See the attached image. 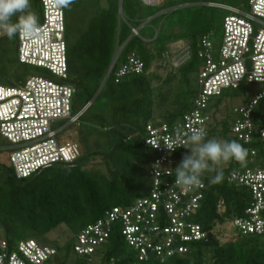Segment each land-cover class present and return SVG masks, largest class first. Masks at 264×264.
I'll return each mask as SVG.
<instances>
[{
  "label": "trees",
  "instance_id": "1",
  "mask_svg": "<svg viewBox=\"0 0 264 264\" xmlns=\"http://www.w3.org/2000/svg\"><path fill=\"white\" fill-rule=\"evenodd\" d=\"M73 1L81 3L83 0ZM120 1L86 0L83 12L89 22L84 29L82 20H86L81 17V26L76 29L78 37L72 44L67 42L72 24L65 16L68 81L76 90L73 113L90 104L81 122L84 125L96 122L99 130L89 127L90 134L98 133L105 145L95 143L74 164H56L24 180L16 178L10 165L0 164V240L8 242L9 251L16 250L21 241L28 239L54 247L57 254L46 264H90L95 259L98 264H203L204 261L207 264H264V237L243 236L234 227L235 220L244 216L251 206L252 194L248 188L227 181L231 172L252 166L248 162L251 149L257 151V162L264 158V142L254 140L246 145L231 135L234 106L227 108L221 119L217 118L226 100L250 99L252 91L247 88L214 100L210 109L212 120L205 140H235L248 149L245 165L232 160L224 168L216 169L223 171L220 183H209L216 171H206L201 176L206 188L194 221L208 235H213L212 242L192 243L188 254L164 262L154 257L139 262L138 254L115 228L107 243L92 258L81 259L73 253L75 237L82 229L101 219L105 212L115 207L127 208L148 195L147 169L153 155L144 145L145 127L158 120L173 125L193 110L201 70L199 41L207 32L221 33L227 15L221 9L203 4L235 7L216 0H178L168 5L172 10L164 7L160 11L140 0H122L120 16ZM227 1L244 6L249 2ZM32 6L39 21L42 13L39 0H34ZM163 11L166 12L161 13ZM175 13L179 15L173 21L171 17ZM163 16L168 21L167 27L163 28V22L159 28L154 27L153 33H141L144 27ZM133 30L138 31L139 36L136 37ZM16 39L17 36L12 43L17 46ZM144 41L151 42L145 44ZM179 41L189 44L187 61L164 80L150 74L153 62L164 56L170 44ZM150 46L152 51L148 49ZM121 48L120 58L108 76L114 56ZM131 54L144 62V74L129 75L116 82L115 73ZM10 73L9 77L0 73V85L20 86L24 79L36 74L19 61ZM155 80L160 82L158 86L154 85ZM100 100L104 101L103 109L96 106ZM189 152L184 148L174 158L180 163L182 156ZM92 162L101 167H93ZM60 226L66 227L72 237L63 244H49L46 236Z\"/></svg>",
  "mask_w": 264,
  "mask_h": 264
},
{
  "label": "built area",
  "instance_id": "2",
  "mask_svg": "<svg viewBox=\"0 0 264 264\" xmlns=\"http://www.w3.org/2000/svg\"><path fill=\"white\" fill-rule=\"evenodd\" d=\"M140 1L149 7L164 6V0ZM39 2L42 13L37 32L30 36L17 34L16 39L19 63L36 74L28 76L20 86L0 85V136L11 145L7 165L18 180L56 164L72 165L79 160L78 142L65 139L62 132L69 125L80 124L90 106L73 113L76 90L68 81L64 7L57 0ZM247 5V11L223 4L206 5L224 10L227 15L219 37L210 31L199 41L201 70L193 110L173 125L160 120L147 124L144 145L153 155L147 169L148 195L127 208L105 212L101 219L82 229L73 247L77 257L92 258L115 228L138 254L139 262L153 257L164 262L183 256L190 252V244L208 239L194 221L204 199L205 184L202 181L201 186L190 191L176 186L179 161L174 157L184 147L169 151L166 146L187 140L193 128L203 127L206 139L213 101L240 88L250 89L252 97L232 108L231 135L246 145L254 140L264 142V0H249ZM133 34L139 36L136 30ZM2 36L0 29V39ZM122 50L115 54L108 76ZM144 67L136 54L129 55L115 73L116 82L129 75L144 74ZM154 141L159 147H153ZM256 155L257 151L251 149L248 162L252 166L231 172L227 181L248 188L253 198L245 215L235 220L236 231L243 236L264 237V158L257 162ZM55 250L28 239L9 251L8 242L0 240V264H46L57 254Z\"/></svg>",
  "mask_w": 264,
  "mask_h": 264
},
{
  "label": "rangeland",
  "instance_id": "3",
  "mask_svg": "<svg viewBox=\"0 0 264 264\" xmlns=\"http://www.w3.org/2000/svg\"><path fill=\"white\" fill-rule=\"evenodd\" d=\"M216 1L218 2L224 1L226 2V4L235 6L237 9L242 10V11H247L249 9V6L247 5L248 3H246L244 6V5H241L240 3H237V2L232 3L231 1H227V0H216ZM85 2L86 0H83L81 3H76L73 1L69 6L67 7L63 6L66 19L69 24H72V28H71V25H69V27L71 28V34L67 41L69 44H72L78 37L76 29L81 26L79 25L81 17H84V19L86 17L85 12H83L85 11L84 10ZM171 2H178V0H164V6L162 8H155V9H159L161 11V10H164L163 8L165 7V9H167L168 11L169 9H171L168 6L171 4ZM33 3H34V0H31V8L33 7L32 6ZM197 5H200V4H197ZM203 5L206 6L207 4H203ZM178 15H179L178 13L172 14L171 19L175 21ZM165 19L166 18L164 16L156 18L154 21L150 23L149 26L144 27L141 33L151 34L153 33L154 27L159 28L160 26L163 25L162 24L163 22H165V24L163 25V28L167 27L168 21ZM15 20L16 18L14 17L13 22H15ZM85 20L86 21L82 20L84 29H86L88 22H89L88 19H85ZM2 33H3V36H2L3 39L2 38H1L2 40L0 39V57H1L0 58V73L3 76L9 77L11 75L10 72H12L13 68L18 66L17 51H16V45L12 43V39L14 40V38L9 39L7 35L3 32V30H2ZM220 34L221 33L219 31L217 36L219 37ZM148 49L152 51V46L148 47ZM188 58H189V44L187 41H179V42L170 44L168 47V51L164 54V56L153 62L151 69L149 70V73L164 80L168 75L174 74L176 70L179 68V66L183 65L187 61ZM159 84H160L159 81L157 80L154 81L155 86H158ZM240 104H241V99L240 100L239 99L238 100H231V99L226 100L223 103V105L220 107V112L217 115L218 120L224 116L223 112H225L227 108L231 109L234 105L240 106ZM96 106L99 107L100 109H103L104 101H101V100L98 101L96 103ZM89 127H96L97 130H99L98 129L99 127L97 126L96 122L92 121V123H90L89 125H84L82 122L80 124L69 125L62 132V136H64L65 139H71V140L78 142L81 148V155L87 154L91 146H94L96 144H100L103 146L105 145V141L102 138H100V135L98 133L95 132V134H90L91 130H89ZM12 151L13 150L11 149V145L0 136V160L5 157L7 158L8 155L10 156V153ZM227 163L222 162L220 165L216 166V169L218 170V169L224 168ZM1 164L5 165L4 162H1ZM90 164L93 165V167H98V168L101 167L100 164H95L94 162ZM71 237L72 235L67 230V228L64 226H60L55 231L49 233L46 236V238L50 242L49 244L51 245L54 243L63 244L67 240H69ZM0 238H1V234H0ZM90 264H98V260L95 259Z\"/></svg>",
  "mask_w": 264,
  "mask_h": 264
},
{
  "label": "clouds",
  "instance_id": "4",
  "mask_svg": "<svg viewBox=\"0 0 264 264\" xmlns=\"http://www.w3.org/2000/svg\"><path fill=\"white\" fill-rule=\"evenodd\" d=\"M73 0H57L58 5L67 7ZM13 17H16L13 22ZM39 21L37 15L31 9V0H0V29L9 39L17 34L30 36L37 32ZM206 130L193 128L187 140L176 145H167L169 151L184 147L189 153L182 156L181 162L175 168L176 178L174 184L182 190L190 191L201 186V176L204 172L216 171V166L222 162L232 160L242 166L246 164L248 149L235 140H222L211 138L205 140ZM191 145V147H188ZM153 147H159L155 141ZM158 166V165H157ZM223 179V171H216V175L209 180L210 184L220 183Z\"/></svg>",
  "mask_w": 264,
  "mask_h": 264
},
{
  "label": "water",
  "instance_id": "5",
  "mask_svg": "<svg viewBox=\"0 0 264 264\" xmlns=\"http://www.w3.org/2000/svg\"><path fill=\"white\" fill-rule=\"evenodd\" d=\"M118 8H119L120 14H122V12H123L122 0L119 2V7ZM207 240L210 241V242H212L213 241V235L212 234H209Z\"/></svg>",
  "mask_w": 264,
  "mask_h": 264
},
{
  "label": "crops",
  "instance_id": "6",
  "mask_svg": "<svg viewBox=\"0 0 264 264\" xmlns=\"http://www.w3.org/2000/svg\"><path fill=\"white\" fill-rule=\"evenodd\" d=\"M1 160H2V161H0V164H1V162H4L5 165H7V158H6V157H5V158H2Z\"/></svg>",
  "mask_w": 264,
  "mask_h": 264
}]
</instances>
